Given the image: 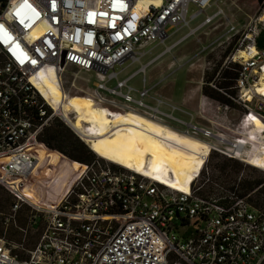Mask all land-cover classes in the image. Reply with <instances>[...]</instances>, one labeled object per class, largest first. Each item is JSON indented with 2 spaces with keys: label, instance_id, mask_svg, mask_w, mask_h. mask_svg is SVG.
I'll list each match as a JSON object with an SVG mask.
<instances>
[{
  "label": "built area",
  "instance_id": "obj_1",
  "mask_svg": "<svg viewBox=\"0 0 264 264\" xmlns=\"http://www.w3.org/2000/svg\"><path fill=\"white\" fill-rule=\"evenodd\" d=\"M226 1L0 0V193L7 189L15 196L4 224L28 205L34 211L29 225L43 226L32 249L0 235V264H264V212L246 198L206 200L194 185L207 173L212 154L252 167L257 154L264 156V47L258 25L264 21L239 28L226 13ZM185 28V36L166 46L171 32ZM207 30L214 39L198 37L201 52L231 48L222 71L234 73V83L220 89L204 76L199 117L185 112L188 119L178 118L179 109L147 87L149 67L163 55L147 64L142 59L149 47L161 44L164 54L171 53L200 32L208 37ZM127 64L140 67L125 76ZM206 64L204 75L212 70L211 61ZM70 67L95 79L89 97L109 116L135 112L169 122L204 144L203 167L188 191L101 161L74 163L42 141L56 110L35 83L41 72L52 71L62 82ZM137 76L141 88L132 84ZM204 86L240 107L239 122L230 115L237 109L204 93ZM58 159L79 169L71 186L56 190ZM25 191L45 195L37 202ZM21 231L27 236L28 230Z\"/></svg>",
  "mask_w": 264,
  "mask_h": 264
},
{
  "label": "rangeland",
  "instance_id": "obj_2",
  "mask_svg": "<svg viewBox=\"0 0 264 264\" xmlns=\"http://www.w3.org/2000/svg\"><path fill=\"white\" fill-rule=\"evenodd\" d=\"M226 2L228 3L226 13L234 18L233 20L239 25V28L248 27L250 24V26L254 25V23L259 21V18L264 14V2L261 4L259 0H230ZM194 11V8H192L190 14ZM210 12H213V10ZM200 21V19L196 20L192 23V26H196ZM258 25L262 30L259 42H261L260 44L264 47V25H260L259 22ZM222 30L223 28L221 31ZM188 31L189 30L185 28L176 34L171 32V37L166 41V46H170L177 40L181 39ZM207 32L210 33V30H207ZM204 33L205 32H200V35L182 43L171 53L164 54L165 46L161 44L149 47L146 50L148 54L142 59V63L147 64L158 55H163L158 62L153 63L149 67L147 73V87L151 89V95L153 97L162 98L164 101L177 107L179 110L176 111L174 115L178 118L188 119L185 112L199 117V112H201L200 99L202 95L201 82L204 80V76L206 83L214 82V85L217 87H219L218 83L222 80L221 75L218 76V73L219 71H222L223 64L226 57L229 55L231 48H229V52L226 53L223 49H217L210 55L202 53L198 37L202 38L203 41L209 42L214 39L215 35V33H210L207 37ZM209 61L212 63V70H207V74L204 75V72L208 67L206 63ZM126 67L127 71L125 76H129L135 73L140 65L127 64ZM118 70L120 69L118 68ZM61 84L63 85V92L69 96L80 95L88 97L89 93H91L96 87V81L89 73L80 71L75 67L67 69L62 77ZM132 84L141 88L142 77H135ZM203 91L206 94L213 93V91L217 92L216 89L206 86L203 87ZM195 93L197 94L195 100H185L189 95H196ZM164 108L166 109L167 107ZM50 111L53 112L51 108ZM166 111L168 110L166 109ZM203 114L208 116V118L215 119V115L210 111H206V113ZM230 115L236 120V122H239L241 112L238 111V109L236 111L232 110ZM166 124H169V122H166ZM62 129H68L70 133L75 135L73 129L66 123L62 113L56 110L54 119L46 127L42 137L44 138V136H46L47 131L54 132ZM80 141L85 143L82 139H80ZM89 149L91 150L90 147ZM94 161H101L114 168L126 170L97 155ZM230 161L238 160L230 159L220 154H212L207 165V173H205V175L194 184L196 188L200 189L199 193L201 195L204 194L203 196L206 200H210L211 198L238 197L243 193L238 190H235L234 192L227 190L228 188L235 186L236 182L264 180V170L257 168V166H254V168L240 161L238 162L244 166L240 176L221 175L219 168ZM48 189L49 188H46L47 191ZM249 198L255 200L256 204H259L257 207L259 211L264 212V196L259 197L255 193H251L247 199ZM14 201L15 196L9 190L4 189L0 193V235L4 236L10 242H13L16 246H20V244L23 243L24 248L32 249L42 234L43 226H39L35 229L29 225L30 217L34 214V211L28 205H24L9 226H6L4 220L11 215V208ZM21 229L28 230L27 236L21 231ZM16 233L19 235H16ZM17 253L21 257L24 256L21 250H17Z\"/></svg>",
  "mask_w": 264,
  "mask_h": 264
},
{
  "label": "bare ground",
  "instance_id": "obj_3",
  "mask_svg": "<svg viewBox=\"0 0 264 264\" xmlns=\"http://www.w3.org/2000/svg\"><path fill=\"white\" fill-rule=\"evenodd\" d=\"M260 21H264V14ZM39 77L35 85L41 95L62 113L67 124L82 135L97 156L128 171L152 177L170 188L188 191L193 185L204 164L199 156L204 148L200 140L181 135L167 124L135 112L109 116L89 96L66 95L57 73L41 72ZM257 125L261 128L259 121ZM262 156L257 154L256 162L252 163L264 170ZM54 162L61 166L56 190L62 185L71 186L79 169L74 163L78 162L68 164L63 159ZM25 192L37 202L45 195Z\"/></svg>",
  "mask_w": 264,
  "mask_h": 264
},
{
  "label": "trees",
  "instance_id": "obj_4",
  "mask_svg": "<svg viewBox=\"0 0 264 264\" xmlns=\"http://www.w3.org/2000/svg\"><path fill=\"white\" fill-rule=\"evenodd\" d=\"M263 4L264 0H259ZM259 42V47L262 48V45ZM221 82L218 83L220 89H228L234 83L235 75L234 73L224 70L221 72ZM235 94V92H232ZM214 99L220 100L223 103L230 104L233 108L240 109L238 105H235L228 100H226L222 94L218 91H213V93H208ZM49 130V129H48ZM76 137L68 131V129L56 130V131H47L46 136L42 137V141L52 149L58 150L63 153L68 158L77 161L83 164H90L96 159V155L89 149V147L80 141V138ZM243 165L238 161H230L225 163L219 168L221 175H237L243 171ZM228 191L234 192L238 190L242 192V195L238 197L244 199L251 194L255 193L257 196H264V180L261 181H238L236 185L227 189ZM204 195V194H203ZM200 194L204 198V196ZM247 201L256 208L259 204H256V201L253 199H247ZM222 203H229L228 201H223ZM16 235H19L16 233Z\"/></svg>",
  "mask_w": 264,
  "mask_h": 264
},
{
  "label": "crops",
  "instance_id": "obj_5",
  "mask_svg": "<svg viewBox=\"0 0 264 264\" xmlns=\"http://www.w3.org/2000/svg\"><path fill=\"white\" fill-rule=\"evenodd\" d=\"M191 93V92H190ZM196 94V93H195ZM199 95V94H198ZM197 96V94L196 95H194V96H191V95H189V97H187L185 100L186 101H189V100H195V97Z\"/></svg>",
  "mask_w": 264,
  "mask_h": 264
}]
</instances>
